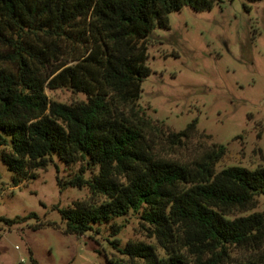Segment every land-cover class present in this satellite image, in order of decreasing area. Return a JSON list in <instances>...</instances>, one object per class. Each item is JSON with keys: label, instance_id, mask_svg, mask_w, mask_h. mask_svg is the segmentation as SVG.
<instances>
[{"label": "trees", "instance_id": "1", "mask_svg": "<svg viewBox=\"0 0 264 264\" xmlns=\"http://www.w3.org/2000/svg\"><path fill=\"white\" fill-rule=\"evenodd\" d=\"M216 1L0 0V159L14 185L34 178L53 153L78 164L60 187H85L102 199L60 209L64 232L98 233L104 225L117 252L106 264H228L232 247L249 254L230 264H264V212L234 214L264 195V165L216 171L221 144L188 163L161 156L152 138L161 128L138 105L151 73L148 35L168 28L170 12L206 11ZM46 88L86 99L50 100ZM195 127L193 120L167 137L181 143ZM130 213L152 242L121 245L124 224L116 219Z\"/></svg>", "mask_w": 264, "mask_h": 264}, {"label": "rangeland", "instance_id": "2", "mask_svg": "<svg viewBox=\"0 0 264 264\" xmlns=\"http://www.w3.org/2000/svg\"><path fill=\"white\" fill-rule=\"evenodd\" d=\"M146 64L151 73L142 81L138 105L161 128L152 134L158 154L188 163L221 144L225 153L216 171L264 165V0H217L210 10L184 6L170 12L168 28L155 27L147 37ZM45 93L67 104L86 99L67 88ZM193 120L195 129L181 143L167 137ZM78 166L69 167L53 153L34 178L14 185L0 159V218L36 215L11 225L0 220V264H19L20 258L21 264H106V255H117L104 225L98 233L64 232L60 209L102 199L85 187H60L58 180ZM256 198L252 210L234 214L264 212V195ZM116 221L124 224L116 236L121 245L153 241L137 214ZM248 254L232 247L228 264Z\"/></svg>", "mask_w": 264, "mask_h": 264}, {"label": "built area", "instance_id": "3", "mask_svg": "<svg viewBox=\"0 0 264 264\" xmlns=\"http://www.w3.org/2000/svg\"><path fill=\"white\" fill-rule=\"evenodd\" d=\"M16 248H17V246H16ZM24 262V259L23 258H20L19 259V264H21V263H23Z\"/></svg>", "mask_w": 264, "mask_h": 264}]
</instances>
